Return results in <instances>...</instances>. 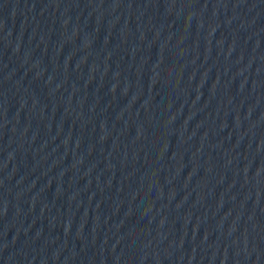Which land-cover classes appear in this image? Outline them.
Returning <instances> with one entry per match:
<instances>
[{"label":"water","instance_id":"1","mask_svg":"<svg viewBox=\"0 0 264 264\" xmlns=\"http://www.w3.org/2000/svg\"><path fill=\"white\" fill-rule=\"evenodd\" d=\"M0 216L74 264H264V0H0Z\"/></svg>","mask_w":264,"mask_h":264}]
</instances>
